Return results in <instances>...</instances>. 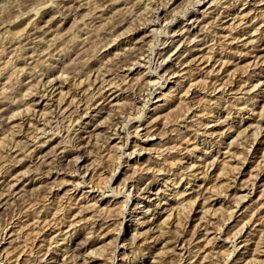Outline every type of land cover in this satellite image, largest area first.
Masks as SVG:
<instances>
[{"label":"rangeland","instance_id":"1","mask_svg":"<svg viewBox=\"0 0 264 264\" xmlns=\"http://www.w3.org/2000/svg\"><path fill=\"white\" fill-rule=\"evenodd\" d=\"M263 221L264 0H0V264H264Z\"/></svg>","mask_w":264,"mask_h":264},{"label":"bare ground","instance_id":"2","mask_svg":"<svg viewBox=\"0 0 264 264\" xmlns=\"http://www.w3.org/2000/svg\"><path fill=\"white\" fill-rule=\"evenodd\" d=\"M81 4V3H80ZM231 11V10H230ZM236 15V14H235ZM222 16V15H221ZM160 17V16H159ZM207 17V16H206ZM243 20V19H242ZM221 29V28H220ZM137 32V31H136ZM165 34V33H164ZM179 35H181V34H179ZM263 35V34H262ZM113 43V42H112ZM166 45V44H165ZM49 46V45H48ZM150 47V46H149ZM172 47V46H171ZM226 55V54H225ZM136 56V55H135ZM158 56V55H157ZM36 57V56H35ZM141 58V57H140ZM165 58V57H164ZM205 58V57H204ZM143 59V58H142ZM173 59V58H172ZM261 61V60H260ZM132 68V67H131ZM195 70V69H194ZM182 73V72H181ZM87 79V78H86ZM63 81H64V79H63ZM152 82V81H151ZM149 83V82H148ZM150 84V83H149ZM111 85V84H110ZM42 87V86H41ZM222 87V86H221ZM120 88V87H119ZM113 89V88H112ZM220 89V88H219ZM173 90V89H172ZM142 91V90H141ZM94 92V91H93ZM231 92V91H230ZM225 93V92H224ZM169 94V93H168ZM211 96V95H210ZM164 97V96H163ZM171 97V96H170ZM165 99H167L166 97H164ZM172 98V97H171ZM141 99V98H140ZM160 99V98H159ZM170 99V98H169ZM168 99V100H169ZM255 99V98H254ZM73 100H75V99H73ZM164 101H166V100H164ZM28 106V105H27ZM156 109V108H155ZM117 110V109H116ZM10 111V110H9ZM131 113V112H130ZM122 118V117H121ZM125 118V117H124ZM130 118V117H129ZM137 118V117H136ZM91 119V118H90ZM123 124V123H122ZM47 125V124H46ZM121 125V124H120ZM35 129V128H34ZM55 129V128H54ZM114 129V128H113ZM117 129V128H116ZM136 129V128H135ZM140 129V128H139ZM40 131V130H39ZM28 132V131H27ZM196 132V131H195ZM24 133V132H23ZM29 133V132H28ZM39 133V132H38ZM183 133V132H182ZM205 133V132H204ZM211 137V136H210ZM110 138V137H109ZM86 144V143H85ZM250 146V145H249ZM120 147V146H119ZM251 148V147H250ZM263 153V152H262ZM34 154V153H33ZM130 154V153H129ZM262 160V159H261ZM97 164V163H96ZM243 164V163H242ZM98 165V164H97ZM157 166V165H156ZM81 168V167H80ZM118 168V167H117ZM40 171H42V170H40ZM223 171V170H222ZM85 172V171H84ZM117 172V171H116ZM203 172V171H202ZM86 174V173H85ZM220 177V176H219ZM224 177H225V175H224ZM188 178V177H187ZM197 179V178H196ZM66 182V181H65ZM76 184V183H75ZM80 184V183H79ZM245 185V184H244ZM95 187V186H94ZM99 187V186H98ZM201 189V188H200ZM215 189V188H214ZM252 190H253V188H252ZM225 191V190H224ZM219 192V191H218ZM222 192V191H221ZM226 192V191H225ZM261 194V193H260ZM55 198V197H54ZM79 198V197H78ZM72 199V198H71ZM196 199V198H195ZM56 200V199H55ZM191 201V200H190ZM244 201V200H243ZM158 202V201H157ZM195 202V201H194ZM193 202V203H194ZM240 202V201H239ZM58 203V202H57ZM64 203V202H63ZM56 204V203H55ZM81 204V203H80ZM190 204V203H189ZM193 205V204H192ZM50 206V205H49ZM180 207V206H179ZM201 207V206H200ZM186 209V208H185ZM60 210V209H59ZM210 210V209H209ZM181 212V211H180ZM183 213V212H182ZM232 213V212H231ZM141 214V213H140ZM40 217V216H39ZM168 217V216H167ZM166 218V217H165ZM93 219V218H92ZM167 219V218H166ZM169 219V218H168ZM230 219V218H229ZM36 220V219H35ZM39 220V219H38ZM181 220V219H180ZM186 220H188V219H186ZM178 221V220H177ZM264 222V221H263ZM73 223V222H72ZM176 223V222H175ZM163 224V223H162ZM204 226V225H203ZM45 228V227H44ZM206 228V227H205ZM193 229V228H192ZM221 232V231H220ZM76 234V233H75ZM195 235V234H194ZM206 235V234H205ZM216 238V237H215ZM98 240V239H97ZM206 244V243H205ZM213 244V243H212ZM108 245V244H107ZM106 247V246H105ZM202 249V248H201ZM104 250V249H103ZM102 252V251H101ZM11 253V252H10ZM2 254V253H1ZM8 255V254H7ZM6 255V256H7ZM10 255V254H9ZM91 255V254H90ZM244 255V254H243ZM5 256V255H4ZM99 256V255H98ZM201 256V255H200ZM209 256V255H208ZM20 257V256H19ZM210 258V257H209ZM10 259V258H9ZM5 260V259H4ZM10 261V260H9ZM28 261V260H27ZM201 261V260H200ZM188 262H190L189 260H188ZM256 262V261H255ZM7 263V262H6ZM199 264V263H198Z\"/></svg>","mask_w":264,"mask_h":264}]
</instances>
